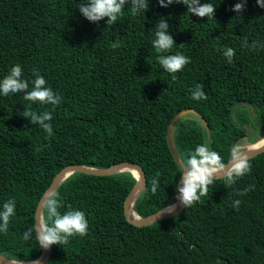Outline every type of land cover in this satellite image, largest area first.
<instances>
[{
    "label": "trees",
    "instance_id": "1",
    "mask_svg": "<svg viewBox=\"0 0 264 264\" xmlns=\"http://www.w3.org/2000/svg\"><path fill=\"white\" fill-rule=\"evenodd\" d=\"M208 2L215 6L213 19L190 15L181 3L160 7L157 0H147L148 11L133 16L129 0L108 26L107 18L92 23L83 17L79 6L87 0H0V80L19 64L29 90L35 72L61 97L53 107L25 101L26 93L0 95V210L15 200L8 231L0 232V255L22 262L40 256L35 209L68 165L138 164L146 186L135 212L146 217L172 205L181 169L166 135L179 111L202 117L186 115L174 127L173 143L186 168L198 145L217 152L225 165L236 145L264 137V8L245 0L237 14L232 8L241 0H200ZM161 17L175 42L168 54L190 59L175 81L152 47ZM116 42L121 46L113 49ZM227 48L235 50L232 63ZM197 84L206 100L192 99L189 90ZM25 110L38 117L51 112L45 123L53 135L23 116ZM248 162L251 172L235 184L215 179L191 208L142 227L124 216L135 184L130 173L72 174L55 191L57 211H83L88 232L52 246L46 264H264V153ZM245 189L251 190L237 195ZM54 219L43 209L44 225Z\"/></svg>",
    "mask_w": 264,
    "mask_h": 264
},
{
    "label": "clouds",
    "instance_id": "2",
    "mask_svg": "<svg viewBox=\"0 0 264 264\" xmlns=\"http://www.w3.org/2000/svg\"><path fill=\"white\" fill-rule=\"evenodd\" d=\"M160 7H166L172 3H181L185 5L187 13L194 15L198 18L213 19L215 6L212 3L200 4V0H157ZM245 0L236 3L232 11L240 14L244 8ZM129 3V0H87V6L83 3L79 6V12L89 22L96 23L102 19L107 18L108 26L115 24L124 13V5ZM131 14L136 16L138 13H146L148 11L147 0H130ZM257 6L264 8V0H256ZM169 25L163 17L159 19L155 28V39L152 47L158 53V63L162 69L171 75V79H177L176 74L182 72L186 65L190 63V59L180 53L168 54L171 52L175 42L168 34ZM182 45V44H181ZM119 42L112 43L113 49L119 48ZM235 50L227 48L224 50V56L228 58V63H232V57ZM35 79L32 81L31 90H29V82L22 79L23 72L19 64L11 68L10 73L0 80V95L9 96L10 94L26 93L23 96L25 101L39 102L41 104L52 105L56 107L60 104L61 97L59 94L47 86L46 80L34 72ZM203 84H197L195 91L190 89L193 100L200 101L206 100L207 96L204 93ZM23 116L31 117V122L39 123L47 136H52V125L45 123V121L52 120L51 112H45L42 116L38 117L34 112L25 110ZM39 151V149H37ZM221 156L215 152L210 151L203 144L196 147L195 154L191 156L188 161V170L181 175L182 187L179 188L180 203L185 208H191L195 203L199 202L202 197L208 195L209 186L216 179L219 172L217 169H223V179L226 184L231 186L236 183L238 179L245 174L251 172V165L247 157L237 154L233 160L231 167L227 168L221 163ZM226 169V170H225ZM156 181H152L151 192L155 194ZM254 187V186H252ZM251 189H245L244 193H237V195L246 194ZM58 193H52L44 202V209H46L49 218L54 217L52 225L47 223L43 228H35L36 239L39 242L40 248L48 250L54 245H67L70 239L74 237H84L88 232V221L85 213L80 210L72 209L61 215L57 208L60 206L57 199ZM241 201L236 200L233 202V207L239 210ZM15 215V200L10 199L3 204L0 210V232H7L10 219ZM29 236L28 232L24 233V239ZM16 264H22V261L17 260ZM32 264H39V261H33ZM216 264H222L217 261Z\"/></svg>",
    "mask_w": 264,
    "mask_h": 264
},
{
    "label": "water",
    "instance_id": "3",
    "mask_svg": "<svg viewBox=\"0 0 264 264\" xmlns=\"http://www.w3.org/2000/svg\"><path fill=\"white\" fill-rule=\"evenodd\" d=\"M189 114H193L194 116H196L202 120V117L199 116L195 111H193L191 109H186V110L179 111L175 115H173V117L171 118V120L168 124V127H167L166 139H167L168 148L170 150V153H171L173 159L175 160V162L178 164L179 168L181 169V175L186 173L188 168L185 167V165L182 163V161L180 160L179 156L176 153V149H175V146L173 143V131H174V127H175L176 123L179 121V119H181L182 117L189 115ZM262 139H263V142L255 148L246 149V146H245V149H243L237 153H233L231 155L230 159L228 160V162L224 165L226 167V169L231 167V164H232V162L235 159V156L237 154L243 155V156L247 157V159L249 160L251 158L256 157L259 154L264 153V137ZM262 139H260V140H262ZM260 140H258V141H260ZM249 144H251V143H249ZM133 170L136 171V175H134L132 173ZM217 171L219 172V175H217L216 179H220L224 175L223 169L218 168ZM123 172L130 173L133 176V178L135 179V184L132 187V189L130 190V192L128 193L126 200L124 202V216L130 224L137 226V227L148 226V225H151L157 221H161L164 219L174 217V216L178 215L183 210L184 206L180 203L179 191H178L179 188L182 187L181 176H180V178L177 182V185H176L175 202L172 205H170V206H168V207H166V208H164V209H162L156 213H153V214L148 215L146 217H141L135 212L134 204H135V201L137 200L138 196L140 195V193L143 191V189L146 186V178H145V174H144L142 167H140L138 164H135L132 162H122V163L115 164V165H112V166L107 167V168H93V167H88V166H84V165H68V166L62 168L54 176L50 186L48 187V189L45 191V193L42 195V197L38 201L36 209H35V213H34V226H35V228H38V227L43 228L44 227V222H43V209H44V207H43V205H44L45 200L48 199L50 194L55 193V191L60 186V184L62 182H64L67 178H69L72 174L83 173V174L93 175V176H110V175H115V174L123 173ZM132 205H133V210L135 213V218H132L130 215V208ZM169 207H172V209L167 210ZM50 255H51V248H49L48 250H44L41 248L40 256L34 261H39V264H46L50 258ZM16 262L17 261L10 260V259L0 255V264H16ZM32 262L33 261L22 262V264H32Z\"/></svg>",
    "mask_w": 264,
    "mask_h": 264
},
{
    "label": "rangeland",
    "instance_id": "4",
    "mask_svg": "<svg viewBox=\"0 0 264 264\" xmlns=\"http://www.w3.org/2000/svg\"><path fill=\"white\" fill-rule=\"evenodd\" d=\"M242 108L249 111V114H250V116L252 118V121L254 122L255 121L254 120L255 119V113L252 111V109L250 107H248V106H245V107H242ZM189 115L194 116L193 114H189ZM247 130L253 136L257 135L259 133V130L257 131V130H254V129L250 128V127H247ZM247 143L248 142L246 140H243L241 143L236 145L235 149H234V153H237V152L245 149V146L247 145Z\"/></svg>",
    "mask_w": 264,
    "mask_h": 264
},
{
    "label": "bare ground",
    "instance_id": "5",
    "mask_svg": "<svg viewBox=\"0 0 264 264\" xmlns=\"http://www.w3.org/2000/svg\"><path fill=\"white\" fill-rule=\"evenodd\" d=\"M263 142V139L262 140H260V141H258L257 143H254V144H247L246 145V149H252V148H255V147H257V146H259L261 143ZM132 173L134 174V175H136V171H132ZM172 209V207H169L167 210H171ZM130 215H131V217L132 218H135V213H134V210H133V205L131 206V208H130Z\"/></svg>",
    "mask_w": 264,
    "mask_h": 264
}]
</instances>
